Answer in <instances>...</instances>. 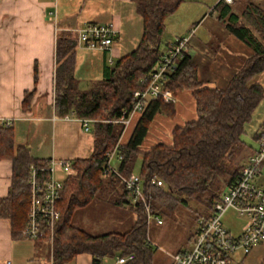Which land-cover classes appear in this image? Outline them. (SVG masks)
Segmentation results:
<instances>
[{
    "label": "trees",
    "instance_id": "16d2710c",
    "mask_svg": "<svg viewBox=\"0 0 264 264\" xmlns=\"http://www.w3.org/2000/svg\"><path fill=\"white\" fill-rule=\"evenodd\" d=\"M134 1L143 18L138 46L108 66L104 77L90 88L81 90L75 75L78 40L61 35L57 41L55 113L61 118H91L95 123L92 154L72 161L74 172L64 179L63 198L58 202L61 216L51 246L53 264H67L83 253L91 255V264H104L107 257L131 254L134 258L124 264H154L155 248L148 243L149 222L140 203L133 204L136 220L123 232L92 233L74 222L76 211L121 183L115 174L103 176L107 153L116 147L115 164L125 175L134 173L137 159L142 158L139 174L155 214L172 216L182 209L192 212L190 219L196 226L190 234L193 240L199 233L198 219L209 215L222 190L238 181L244 160L255 151L242 138L264 99V87L253 82L254 76L264 71V8L254 0H220L214 8L225 28L252 49V55L225 87L205 86L198 75V63L188 53L168 74L165 87L175 96L186 89L193 91L197 118L177 125L170 142H158L143 150L141 144L155 115L175 113V102L153 99L146 103L129 139L121 141L125 125L107 120L131 110L135 92L146 88L151 73L162 60L165 21L185 0ZM237 2L244 3L239 13L235 10ZM32 95L33 92H26L24 106L29 105ZM263 128L264 122L255 134L257 141ZM0 159H9L13 164L8 194L0 197V219L9 220L13 237L20 238L29 221L31 166L45 167L50 159L35 157L27 146L16 145L12 124L0 125ZM46 173L39 171L43 178ZM154 175L163 180V185H151ZM123 188L124 194L117 202L120 205L127 203L129 197ZM41 229L36 240L50 245L48 227L43 225Z\"/></svg>",
    "mask_w": 264,
    "mask_h": 264
},
{
    "label": "crops",
    "instance_id": "0c3cea01",
    "mask_svg": "<svg viewBox=\"0 0 264 264\" xmlns=\"http://www.w3.org/2000/svg\"><path fill=\"white\" fill-rule=\"evenodd\" d=\"M219 1L205 13L189 18L185 23L186 30L178 36L191 35L187 53L198 63V75L209 87H225L252 55V49L230 33L219 20L214 11ZM87 23H111L118 34L112 50L92 49L77 43L75 75L81 90L101 80L108 66L138 46L143 34V18L136 2L0 0V117L11 120L16 145L27 146L35 157L74 161L87 158L93 152V133L86 131L75 116L58 117L54 108L58 38L68 35L78 40L79 30ZM253 82L264 87V71L256 74ZM26 92H33L27 107L23 104ZM175 97L174 115L157 113L151 122L149 135L151 129L153 131L158 127L164 130L158 142H170L177 125L197 118L192 90L186 89ZM261 105L264 106V99L256 110ZM140 115L134 116L121 141L129 139ZM257 116L260 131L264 111ZM159 121L162 125L158 124ZM154 144L152 142L148 148L141 149L147 150ZM251 154L248 153L244 164ZM12 176V161L0 159V197L8 194ZM58 177L64 178L65 174L58 171ZM244 224L237 233L228 228L239 234ZM49 253V247L41 241L14 238L10 221L0 219V264H7L8 261L12 264H49ZM241 254L238 257L236 253L230 264H264V243L255 246L247 255Z\"/></svg>",
    "mask_w": 264,
    "mask_h": 264
},
{
    "label": "built area",
    "instance_id": "2783aa9c",
    "mask_svg": "<svg viewBox=\"0 0 264 264\" xmlns=\"http://www.w3.org/2000/svg\"><path fill=\"white\" fill-rule=\"evenodd\" d=\"M224 1L234 2V0ZM78 33L80 46L112 50L118 30L111 23H87ZM190 39L191 35L168 43L162 51L161 62L148 79L146 88L135 92L132 109L124 110L120 117L107 121L123 123L126 130L134 116L143 112L148 101L163 98L166 102H176L175 95L165 87V83L168 74L177 68L178 61L187 53ZM141 81L144 82L143 79ZM78 120L86 131L93 133L95 119L78 118ZM0 125H11V120L0 117ZM261 132L259 145L249 155L240 178L222 190L220 198L214 203L209 215L198 219L199 233L193 240L192 248L175 254L173 264H230L237 252L247 255L255 246L264 243V186L256 182L260 166L264 161V128ZM116 149L117 147L107 153L109 157L103 169V176L107 178L113 174L117 175L133 203H140L144 207L148 222L154 218L157 223L162 224L164 219L153 212L150 195L144 187L140 174L125 175L118 170L114 163ZM39 171H46V176L41 177ZM58 171L63 172L65 177L72 174L74 172L72 161L53 158L45 167L31 166L29 221L22 232L24 238L36 240L40 236L41 227L45 225L51 235L50 246L54 239L56 224L61 216L58 202L63 198L64 190L65 177H58ZM151 185L161 186L163 180L154 175L151 178ZM230 209L245 218V224L239 234H234L224 223V216ZM148 243L152 244L149 237ZM133 258L134 254L117 255L114 264H124ZM7 264H12V261H8Z\"/></svg>",
    "mask_w": 264,
    "mask_h": 264
},
{
    "label": "rangeland",
    "instance_id": "374dc122",
    "mask_svg": "<svg viewBox=\"0 0 264 264\" xmlns=\"http://www.w3.org/2000/svg\"><path fill=\"white\" fill-rule=\"evenodd\" d=\"M216 1L217 0H185L172 15L167 17L165 21L166 27L162 36L163 41L161 44V51L166 48L168 43L177 40L179 38L178 36L186 30L185 23H187L189 18L195 17L200 13H205V11L213 8ZM254 1L258 2L264 8V0ZM243 4L237 2L235 5V10L238 13L242 9ZM188 34L187 36H189ZM263 111L264 106L261 105L256 110L252 120L247 123L246 131L242 136L244 141L254 149H257L259 145V141L255 139V134L260 128L258 126L259 118L257 115L260 113L262 114ZM160 113L162 112H159V114ZM162 114L164 115V113ZM168 120L173 121L172 118H168ZM158 124L162 125V122L159 121ZM163 131L164 130L158 127L153 131L151 129L150 135L148 134L146 136V143L143 141L141 147L148 148V144H152V142L157 143L160 136L163 135ZM141 166L142 158L139 157L135 164L134 173L139 174ZM256 182L257 184L264 186V161L260 166ZM123 194V186H121V183H117L113 190L107 189L106 191H103L99 198L95 199L88 206L76 211L74 222L92 233H105L111 231L123 232L130 229L136 217L135 211L133 210L134 203L130 197H127L128 202L123 205L117 203ZM191 213L192 212L188 209H182L176 213V215H161L164 219L162 224L157 223L154 218L149 220L148 237L152 242V246L155 248L154 264H173L174 254L192 248L193 237H191L190 234L194 231L196 226H193L192 220L190 219ZM223 220L227 227L233 229L234 233H237L243 223H245V218L238 215L233 209H230L225 214ZM44 245L49 247V264H53L51 246L45 243ZM237 256L240 257L242 254L237 252ZM91 260L90 254L83 253L68 264H91ZM115 261L116 257H107L104 260V264H113Z\"/></svg>",
    "mask_w": 264,
    "mask_h": 264
}]
</instances>
